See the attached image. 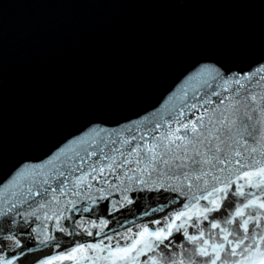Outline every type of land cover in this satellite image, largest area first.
Wrapping results in <instances>:
<instances>
[{
  "label": "snow or ice",
  "instance_id": "obj_1",
  "mask_svg": "<svg viewBox=\"0 0 264 264\" xmlns=\"http://www.w3.org/2000/svg\"><path fill=\"white\" fill-rule=\"evenodd\" d=\"M192 79L163 114L20 173L0 195V264H264V76Z\"/></svg>",
  "mask_w": 264,
  "mask_h": 264
},
{
  "label": "water",
  "instance_id": "obj_2",
  "mask_svg": "<svg viewBox=\"0 0 264 264\" xmlns=\"http://www.w3.org/2000/svg\"><path fill=\"white\" fill-rule=\"evenodd\" d=\"M206 68L257 88L264 0H0V195L95 129L163 114Z\"/></svg>",
  "mask_w": 264,
  "mask_h": 264
}]
</instances>
